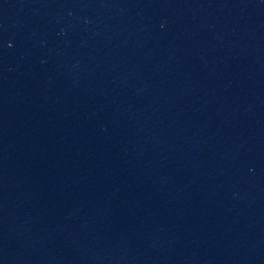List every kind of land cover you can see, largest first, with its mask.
I'll use <instances>...</instances> for the list:
<instances>
[{
  "label": "water",
  "instance_id": "1",
  "mask_svg": "<svg viewBox=\"0 0 264 264\" xmlns=\"http://www.w3.org/2000/svg\"><path fill=\"white\" fill-rule=\"evenodd\" d=\"M0 264H264V0H0Z\"/></svg>",
  "mask_w": 264,
  "mask_h": 264
}]
</instances>
